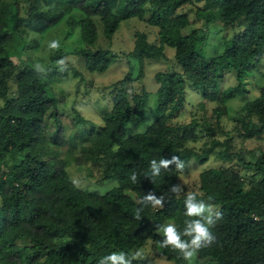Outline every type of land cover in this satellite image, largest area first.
<instances>
[{"label": "trees", "instance_id": "obj_1", "mask_svg": "<svg viewBox=\"0 0 264 264\" xmlns=\"http://www.w3.org/2000/svg\"><path fill=\"white\" fill-rule=\"evenodd\" d=\"M52 1L57 2L52 5ZM200 1L204 6L198 7L197 15L204 25L188 31L190 15L179 11ZM45 2L46 9L41 8V0L26 6L21 0H0V264L15 259L24 264H157L136 257V250L148 239L154 242L155 255L176 264H184L190 250L196 251L201 264H264V151L257 161L248 162L243 151L235 150L233 136L214 139L213 147L199 155L202 163L220 146L223 161L238 158L259 180L248 187L240 169L209 167L199 174V189L184 192L179 186V164L195 153L181 150L195 137L196 126L211 134L215 127L197 120L173 124L186 106L188 81L203 99L217 104L212 111L217 123L231 99L249 92L246 76L254 74L264 58V0ZM74 9L85 15L80 22L87 47L75 54L85 57L88 70L104 72L117 56L110 49L88 47L98 40L96 18L112 38L124 20L145 18L147 12L148 22L159 29L158 39L151 42L146 33L136 34L132 54L141 71L134 77L144 76L148 60L166 58L167 46L175 48L181 66L179 71L156 73L160 116L144 131H127L130 121L137 125L146 121L149 96L147 89L128 90L133 81L129 72L112 86L113 107L103 115V125L82 134L76 163L101 168V181L113 177L120 181L104 194L79 187L69 174L67 159L60 155L63 143H70L71 153L78 147L66 139L59 110L64 97L55 92L43 70L27 62L17 64L13 58L26 34L55 26ZM68 21L76 23L74 17ZM212 23L238 28L225 36L220 53L207 55V28ZM63 58L62 51L52 52L53 62ZM61 70L56 73L67 74L66 68ZM229 71L236 73L239 83L224 89L221 81ZM256 73L255 78L264 81V73ZM263 81L257 83L260 94L247 99L237 119L240 137L245 139L264 136ZM75 110L78 125L90 123ZM49 117L54 119V132L49 130ZM203 200L220 206L219 210L211 217L195 213L194 205ZM168 220H173V227L160 233Z\"/></svg>", "mask_w": 264, "mask_h": 264}, {"label": "rangeland", "instance_id": "obj_2", "mask_svg": "<svg viewBox=\"0 0 264 264\" xmlns=\"http://www.w3.org/2000/svg\"><path fill=\"white\" fill-rule=\"evenodd\" d=\"M24 6L29 5L31 0H21ZM54 2V3H53ZM57 1H52V5ZM45 0H41V8L46 9ZM204 1L195 2L186 5L179 12H187L190 15L192 24L188 27V31L192 28L201 27L204 25L205 20L199 18L197 15L198 7H203ZM26 11V10H25ZM24 11V14H25ZM149 12L145 18L133 16L124 20L119 29L116 31L112 38L108 37L104 32V24L100 18H96L98 25L99 36L98 40L88 47L92 50L97 49H110L117 54L113 60L110 68L104 72L90 71L86 67L85 57L75 54L79 49L87 47L83 42L81 33L80 20L85 17L83 12L74 9L71 13L55 26L48 28L42 32L32 31L25 35L26 42L22 41L13 50V58L17 64L23 62L30 63L37 66L48 75L49 83L59 96L64 97L63 103L60 104L59 110L62 113L63 122L67 127L66 139L72 140L77 143L78 147L74 153L69 151L71 145L63 143L60 145V155L68 161V171L73 181L82 189L90 192L104 194L110 189L119 186L120 181L116 178L101 181L102 169L94 167L91 163L78 165L75 157L80 152L81 136L87 135L93 130V127H101L103 125V115L110 112L113 107V90L112 87L115 83L122 80L129 72L133 75V81L128 84V90L133 92H142L143 89L149 91V96L146 100V121L141 125H137L130 121L128 123V133L144 131L151 125L159 116L156 109L158 103V88L159 83L156 79V73L159 71L181 70V66L176 62L175 48L167 46L165 53L167 54L164 59L148 60L144 68V76L137 79L141 65L138 59L132 54L135 48L136 34L144 32L148 35L151 42H157L158 27L148 22ZM74 17L76 23L72 25L68 19ZM238 28V25L227 28L220 23H212L208 26L207 42L205 44V53L207 55H215L223 50L225 36L232 35ZM28 29V28H27ZM53 51H62L64 58L57 62L52 60ZM61 63V64H60ZM177 63V64H176ZM60 65L61 68L58 69ZM20 68V67H18ZM67 69L66 75L56 73L60 69ZM61 70V71H62ZM79 71V74L75 73ZM264 73V58L258 65L256 72ZM252 73L246 76V87L249 92L247 94L238 96L231 99L227 103V112L217 123V118L213 116V109L217 104L214 102L203 99L200 92L193 86L191 81L186 85V106L179 116L175 118L173 124L185 125L194 120L199 123L205 124L207 121L215 127L213 134L208 130L203 129V126H196V135L193 140L185 143L182 152H194L187 162L179 164V186L181 191L190 192L197 191L199 174L209 167H219L222 165H232L242 172L248 187L251 183L258 181L259 177L256 176L253 169L246 168L242 165L238 158L233 161H223L218 155L220 146L213 148L208 156V160L202 163L199 160V155L207 152L213 147V140L218 139L224 141L228 137H232V143L237 152L243 151L246 161H257V156L264 151V136L263 138L245 139L240 137V124L237 121L240 116L242 107L248 98H254L260 94V88L257 83L262 84L263 79L255 78L257 73ZM52 75L50 76L49 74ZM136 76V77H134ZM258 77V76H257ZM260 77V76H259ZM264 82V81H263ZM239 80L234 71L226 72L221 84L224 89L238 84ZM16 82L12 81V90L15 91ZM88 120L90 123L78 125L75 121L76 110ZM49 120V130L55 131L54 119ZM215 134V135H214ZM134 195L133 192H129ZM220 206L213 204L209 200L197 202L193 211L205 217H211ZM174 225L173 220H168L164 229L160 233L164 234ZM157 251L152 239L147 242L135 254L137 258L150 259L157 264H176L169 260L164 255H155ZM116 263H122V259H117ZM12 264H24L19 259L12 261ZM184 264H201L198 261L197 253L190 250L186 262Z\"/></svg>", "mask_w": 264, "mask_h": 264}]
</instances>
